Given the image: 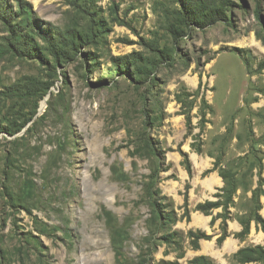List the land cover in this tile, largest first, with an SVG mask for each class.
Instances as JSON below:
<instances>
[{"label":"rangeland","instance_id":"1","mask_svg":"<svg viewBox=\"0 0 264 264\" xmlns=\"http://www.w3.org/2000/svg\"><path fill=\"white\" fill-rule=\"evenodd\" d=\"M22 1L0 0V264H264L235 257L264 247V0H198L225 1L228 20L177 39L197 0ZM25 18L43 47L90 39L59 61L10 47ZM206 200L222 205L206 215ZM191 230L211 238L194 249Z\"/></svg>","mask_w":264,"mask_h":264},{"label":"trees","instance_id":"2","mask_svg":"<svg viewBox=\"0 0 264 264\" xmlns=\"http://www.w3.org/2000/svg\"><path fill=\"white\" fill-rule=\"evenodd\" d=\"M21 4L23 3L22 0H18ZM27 4V3H26ZM226 6L227 3L225 1L222 2L221 5L217 6L216 4H207L203 1H196L193 3H187L186 6H184V10H179L176 17L175 22L170 23L169 30L174 36L175 39H177L179 36H181L183 33L186 32V29L190 28L192 24L200 27L205 28L207 26H210L214 23H216L220 19H226L228 20V15H226ZM22 8V7H21ZM1 10V7H0ZM23 10V8H22ZM28 18L22 19L18 23H10L9 24V46L15 47L20 50L28 51V52H35V54L42 56L47 51L49 54L53 55L56 61L59 60H65L68 58V55L75 54L76 51H78V48L81 46V44L84 42H87V40L90 39V35L87 33L81 32H74V34H70L68 39L69 41H66V38L64 40H58L53 41L50 40L46 35H43L42 38L47 42L46 47H43L39 43H37L34 40V29H31L29 32H24L21 30V27L23 26V23ZM175 49L166 47L165 49H162L160 51V58L161 59H167V58H173L175 56ZM261 67H264V62L262 63ZM116 71H119L120 69H115ZM136 70L139 74L142 73L141 69L139 67H136ZM145 72V71H143ZM146 74V73H145ZM205 112H202V120H205ZM188 123H190V115H187ZM13 133H15L13 131ZM149 151L151 154H156V149L154 146L149 144ZM197 152H201V148L198 146L196 147ZM186 169L189 172V174L192 173V168L190 163H187ZM166 169H162V171H165ZM211 171V170H209ZM158 171H155L154 175L156 178L158 177ZM225 178V176H224ZM157 181V180H156ZM155 181V183H156ZM230 187H226L223 189L224 192H228L229 195H231L234 192V185L232 186L231 183H228ZM154 187V185H153ZM161 193V190L159 187L155 188V191L151 193V197H154L152 203L156 208V211L159 214L160 219L169 220L172 222H175L177 220L176 216L174 217L169 211L166 212V208L168 205L162 206V204L159 202V200L156 198V196H159ZM254 197H257V191L254 192ZM188 196L185 197V203H184V213L182 217L186 218V220H190L189 210H188ZM222 205L220 201H212V200H206L205 202L198 203L196 205V210L200 211L206 215L212 214V211L215 208H218ZM171 212V213H170ZM222 216V215H221ZM216 217H213L212 224L215 222ZM254 220L261 224L263 230H264V217L260 213H256L254 215ZM222 234L218 238V242H223L228 236V231L226 229V224L223 226ZM250 232V221H244L243 222V229L241 232H239L237 235L240 237H243L247 235ZM189 235L191 237L192 246L194 249H198L200 247V240L201 239H210L211 235L206 234L203 231H189ZM235 257L239 262L247 263V262H253V261H259L264 259V247L262 245H256L253 247H244L241 248L236 254ZM189 264H216L211 259H209L205 255H199L194 257Z\"/></svg>","mask_w":264,"mask_h":264},{"label":"crops","instance_id":"3","mask_svg":"<svg viewBox=\"0 0 264 264\" xmlns=\"http://www.w3.org/2000/svg\"><path fill=\"white\" fill-rule=\"evenodd\" d=\"M216 178L214 177V180H215Z\"/></svg>","mask_w":264,"mask_h":264}]
</instances>
